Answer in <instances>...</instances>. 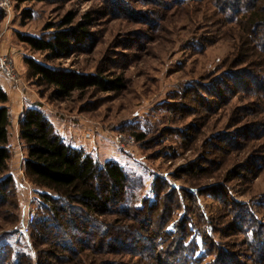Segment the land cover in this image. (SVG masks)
Listing matches in <instances>:
<instances>
[{
  "label": "rangeland",
  "instance_id": "obj_1",
  "mask_svg": "<svg viewBox=\"0 0 264 264\" xmlns=\"http://www.w3.org/2000/svg\"><path fill=\"white\" fill-rule=\"evenodd\" d=\"M8 1L0 55L14 60L21 91L0 78L13 151V185L0 190V264H264V45L243 21L252 0L239 1L249 12L237 21L225 7L235 0ZM69 14L68 26L88 35L65 58L47 61L19 39L46 37L54 28L45 26ZM25 57L120 77L125 88L58 100L29 77ZM25 104H39L67 145L120 165L128 183L109 213L70 202H58L65 212L57 219L41 210L52 204L39 194L56 195L35 187L21 166ZM118 133L125 149L114 142Z\"/></svg>",
  "mask_w": 264,
  "mask_h": 264
},
{
  "label": "trees",
  "instance_id": "obj_2",
  "mask_svg": "<svg viewBox=\"0 0 264 264\" xmlns=\"http://www.w3.org/2000/svg\"><path fill=\"white\" fill-rule=\"evenodd\" d=\"M239 1L235 0V3L228 2L225 5L230 13L233 12L234 18L236 13L244 16L249 12L246 9L249 6L244 9L239 8ZM260 1L262 3V0ZM250 3L252 9L243 21L246 22L249 34L254 35L256 44L261 46L259 50H262L264 1L262 5L259 4V0H252ZM26 16L29 15L26 14ZM71 20L72 16L69 14L61 23L56 25L49 23L45 26V31L54 29L46 37L19 34V39L33 52L45 53L47 61L65 58L74 46L84 43L88 35L82 25L69 27ZM24 64L29 77L35 79L39 85L51 89L52 97L58 100L65 99L73 92H81L89 88H98L105 92L121 91L125 88L123 79L120 77L109 80L99 74L60 70L27 57L24 58ZM8 101V94L0 85V175L7 174L0 180V190L8 189L13 185L12 176L7 173L8 162L13 152L9 142L12 117ZM18 135L25 152L21 166L27 180L35 187L46 189L56 195L51 198L45 193L39 194L42 197V203L52 204L48 206L50 209L47 210L43 206L41 210L50 211L57 219L65 212L57 206L58 202L64 204L70 202L80 205L84 213L102 216L109 213L112 210L111 207L122 200L128 178L120 165L116 162L98 163L84 149H76L64 143L39 104H25L18 118ZM136 138L142 140L143 136L136 135ZM4 196L2 195V198ZM32 227L36 230L40 229L41 221L37 223L35 221Z\"/></svg>",
  "mask_w": 264,
  "mask_h": 264
},
{
  "label": "built area",
  "instance_id": "obj_3",
  "mask_svg": "<svg viewBox=\"0 0 264 264\" xmlns=\"http://www.w3.org/2000/svg\"><path fill=\"white\" fill-rule=\"evenodd\" d=\"M0 9L3 11H6L7 13H9L10 11V3L8 0H3L0 2ZM0 78L1 80H3L4 82H6V84H8L9 87L14 88L17 91H21V89H19L20 87V78H19V74H17L16 69H15V64H14V60L12 58H10V56L4 54V55H0ZM87 138L90 139L91 135L88 134ZM126 141V137L120 133H118L117 135H115L114 137V142L115 144H117L120 148H124V142ZM35 219L34 213L32 212H28L23 224V230H29V226L33 223Z\"/></svg>",
  "mask_w": 264,
  "mask_h": 264
},
{
  "label": "crops",
  "instance_id": "obj_4",
  "mask_svg": "<svg viewBox=\"0 0 264 264\" xmlns=\"http://www.w3.org/2000/svg\"><path fill=\"white\" fill-rule=\"evenodd\" d=\"M20 115H21V113H20ZM20 115H19V116H20ZM18 118H19V117H18ZM17 120H18V119H17ZM70 146H71V145H70Z\"/></svg>",
  "mask_w": 264,
  "mask_h": 264
}]
</instances>
